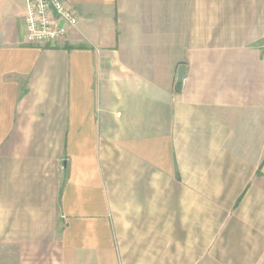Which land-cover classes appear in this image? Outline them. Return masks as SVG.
I'll return each instance as SVG.
<instances>
[{
    "label": "crops",
    "instance_id": "0c3cea01",
    "mask_svg": "<svg viewBox=\"0 0 264 264\" xmlns=\"http://www.w3.org/2000/svg\"><path fill=\"white\" fill-rule=\"evenodd\" d=\"M66 1L0 0V264H257L264 0Z\"/></svg>",
    "mask_w": 264,
    "mask_h": 264
},
{
    "label": "built area",
    "instance_id": "2783aa9c",
    "mask_svg": "<svg viewBox=\"0 0 264 264\" xmlns=\"http://www.w3.org/2000/svg\"><path fill=\"white\" fill-rule=\"evenodd\" d=\"M77 24L78 16L66 0H26L25 38L29 45H56Z\"/></svg>",
    "mask_w": 264,
    "mask_h": 264
},
{
    "label": "rangeland",
    "instance_id": "374dc122",
    "mask_svg": "<svg viewBox=\"0 0 264 264\" xmlns=\"http://www.w3.org/2000/svg\"><path fill=\"white\" fill-rule=\"evenodd\" d=\"M258 246H259L260 256L257 264H264V243H258Z\"/></svg>",
    "mask_w": 264,
    "mask_h": 264
},
{
    "label": "water",
    "instance_id": "95a60500",
    "mask_svg": "<svg viewBox=\"0 0 264 264\" xmlns=\"http://www.w3.org/2000/svg\"><path fill=\"white\" fill-rule=\"evenodd\" d=\"M184 74H185V68L181 67L178 72V82H182L184 79Z\"/></svg>",
    "mask_w": 264,
    "mask_h": 264
}]
</instances>
